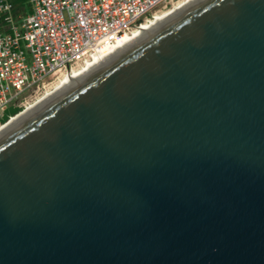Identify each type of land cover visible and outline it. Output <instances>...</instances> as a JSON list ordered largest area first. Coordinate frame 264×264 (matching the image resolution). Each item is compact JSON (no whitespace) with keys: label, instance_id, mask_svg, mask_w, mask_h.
<instances>
[{"label":"water","instance_id":"obj_1","mask_svg":"<svg viewBox=\"0 0 264 264\" xmlns=\"http://www.w3.org/2000/svg\"><path fill=\"white\" fill-rule=\"evenodd\" d=\"M0 264H264V0H194L1 132Z\"/></svg>","mask_w":264,"mask_h":264},{"label":"built area","instance_id":"obj_2","mask_svg":"<svg viewBox=\"0 0 264 264\" xmlns=\"http://www.w3.org/2000/svg\"><path fill=\"white\" fill-rule=\"evenodd\" d=\"M171 2L28 0L29 11L21 13L11 0H0V118L85 62L100 40L133 31Z\"/></svg>","mask_w":264,"mask_h":264},{"label":"bare ground","instance_id":"obj_3","mask_svg":"<svg viewBox=\"0 0 264 264\" xmlns=\"http://www.w3.org/2000/svg\"><path fill=\"white\" fill-rule=\"evenodd\" d=\"M193 1L194 0H181L179 2H176L175 4H172L166 10H162L161 12L155 14L154 17L151 18L150 21L142 23L140 26H138L133 31L120 34L116 36L115 38H113L112 40H109L108 38L100 40L98 42V45L92 51L90 57L86 59L85 62L79 65L77 69H72L68 71L67 75H65V77L61 81H59L51 90L49 91L47 90L44 93V95L39 97L32 104L27 105L25 108H23L24 110L21 111L19 114L12 116L11 119L7 123L0 125V133L6 130L9 126L18 122L28 112H30L35 107H37L41 102H43L44 100L52 96V94H54L57 90H60L64 86L68 85L74 79L78 78L79 76L83 75L85 72H87L88 70L96 66L97 64H100L101 62L109 58L119 49L132 43L134 40H136L137 38L145 34L154 25L165 20L166 18L171 16L173 13L180 10L184 6H187Z\"/></svg>","mask_w":264,"mask_h":264},{"label":"rangeland","instance_id":"obj_4","mask_svg":"<svg viewBox=\"0 0 264 264\" xmlns=\"http://www.w3.org/2000/svg\"><path fill=\"white\" fill-rule=\"evenodd\" d=\"M181 0H172L171 3L166 4V6L164 7H159V10L157 11V13L161 12L162 10H166L167 8H169L172 4H175L176 2H179ZM156 13V14H157ZM82 62H80L79 64H74L73 65V69H77L79 67V65H81ZM66 74H62L60 76H58L57 78H53L49 81V83L45 84L44 87L40 88L37 92H34L33 94H31L30 96H27L26 98V102L23 105L22 109L25 108L27 105L32 104L35 100H37L39 97H41L42 95H44V93L48 90H51L59 81H61Z\"/></svg>","mask_w":264,"mask_h":264},{"label":"trees","instance_id":"obj_5","mask_svg":"<svg viewBox=\"0 0 264 264\" xmlns=\"http://www.w3.org/2000/svg\"><path fill=\"white\" fill-rule=\"evenodd\" d=\"M12 3L14 4L15 8L18 9L21 13H24L26 11H29V3L28 0H11ZM22 109L21 106H16V105H10L8 106L2 117L0 118V121L3 123L5 122L9 115H14L15 113H17L18 111H20Z\"/></svg>","mask_w":264,"mask_h":264}]
</instances>
